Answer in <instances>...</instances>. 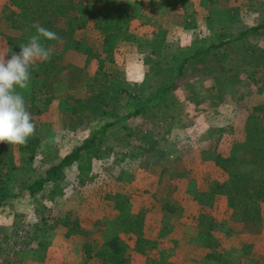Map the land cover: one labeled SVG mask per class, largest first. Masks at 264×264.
<instances>
[{
    "label": "rangeland",
    "instance_id": "1",
    "mask_svg": "<svg viewBox=\"0 0 264 264\" xmlns=\"http://www.w3.org/2000/svg\"><path fill=\"white\" fill-rule=\"evenodd\" d=\"M171 1L159 0L158 8L141 17L139 0H81L77 4L80 12L88 14L91 24L79 35L88 36L91 45L104 48L105 33L116 24L113 15L103 13L113 11L116 5L131 9L129 36L119 41L113 36L109 41L117 40V46L106 65L107 77L101 81L109 99V104L103 106V116L93 114L87 97L96 58L85 64V55L70 50L51 76L44 77L46 101L42 104L43 112L35 119V134L41 138L43 149L39 146L36 155L16 151V176L11 182L16 194L9 195L0 205V231L11 227L16 217L30 222L45 216L52 223L41 231L44 244L33 243L32 248L21 252L22 264H95L96 258H88L83 252L84 237L68 234L66 226L52 218L67 211L78 216L92 232L97 219H104L102 231H95L92 236L103 241L120 233L129 241L130 264H264V196L258 194L264 185L258 168V162L264 166L260 157L264 154V114L260 113L263 117L259 123L249 120L254 107L264 103V90L259 91L244 73L243 52L234 42L222 45L221 50L229 51V59H236L235 69L223 67L220 55L210 51L191 62L184 74L175 76V93L183 101L179 122L165 129L162 122L143 119L136 128L139 135L126 139L135 145L136 138L151 142L152 150L141 152L136 145L127 154L126 140L119 141L110 133L108 142L114 149L94 159L92 179L81 183L77 167L72 165L60 180L63 192L54 199L48 197L50 185L36 195L22 187L23 177H38L49 163L61 159L101 122L133 109L148 90V84L155 80L148 69L152 59L167 57L181 45L200 48L201 42L235 38L240 30L252 25H259V29H251L245 36L244 49L250 45L264 48V0H176L183 11L172 5L173 11L167 12ZM0 7L1 17L20 8L13 0H0ZM1 34L15 38L34 33L12 29ZM207 65L209 76L205 75ZM219 68L222 73H218ZM42 70L43 63L38 62L31 71L32 80ZM170 72L173 70L166 71ZM121 85L127 91H116ZM25 90L28 98L31 88ZM215 139L217 151L229 158L228 167L244 171V177L234 179L216 163L217 152L212 147ZM236 140L246 143L239 152L233 148ZM10 148L11 144L0 143V161ZM216 181H228L232 192L215 194L210 200L216 218L212 230L221 238L217 246L224 253L222 260L206 256L210 250L204 243L206 228L198 225L197 217L200 212L196 196L204 194ZM246 183L254 188L253 198L251 190H245ZM236 195L240 198L237 202L232 199ZM166 197L176 204L177 213L164 206ZM140 209L147 211V235L158 239L149 256L135 248V236L125 231L120 222L124 213ZM245 243H251L248 253L244 251Z\"/></svg>",
    "mask_w": 264,
    "mask_h": 264
},
{
    "label": "trees",
    "instance_id": "2",
    "mask_svg": "<svg viewBox=\"0 0 264 264\" xmlns=\"http://www.w3.org/2000/svg\"><path fill=\"white\" fill-rule=\"evenodd\" d=\"M20 8L6 12L3 15V21L7 28L27 29L35 33V29L31 26L38 23L42 27L55 32L59 39L45 41L46 46L52 48L53 54L49 61L42 62L43 70L37 71L34 76L32 84V93L28 99H25L28 110L33 116L34 122L37 115L43 112L42 104L46 101V96L43 93L47 81L44 77H49L51 74L63 63L68 51L73 50L77 53L85 55V64H89L93 59H97V67L93 75L89 79V94L88 102L92 103L93 114H102L103 106L109 104L108 91L101 86V81L106 79L108 71L106 65L108 60H111L112 54L117 46L116 42L122 37L129 36V21L132 18V13L128 7L116 5L113 11H106L103 15H113L116 27L105 33L106 40L103 49L88 43V36H80L79 32L87 28H91L90 18L87 13H82L78 10L77 4L81 0H13ZM8 8V7H7ZM101 21L99 22V25ZM103 27H106L104 25ZM251 29H259V25H252L251 27L240 30L235 38H225L213 40L209 43H202L200 48L191 47L189 45H181L177 50L170 53L167 57H157L152 59L148 65L149 71L154 75L155 80L148 84L146 90L140 97V101L136 103L133 109L126 113L114 117L113 119L101 122L97 127L93 128L90 133L75 144L73 148L67 151L61 159L49 163L43 170L40 171L38 177L30 179V175L23 177L22 187H26L32 195L46 190L47 185L51 187L47 189L48 197L54 199L58 193L63 192V186L60 182L66 176L68 167L76 165L77 177L81 183H85L93 176L94 159L101 157L104 153L111 152L114 145L108 142L109 134L115 135L119 141H125L127 138L139 135V130L136 128L143 119L149 122H162L165 129L170 128L173 123L179 122L181 113L183 112V101L175 93L176 77L186 72L187 67L191 62L197 61L203 55L212 51L218 53L223 59L222 66L227 68L237 67V61L233 58H228L226 49L221 50L222 45L234 42L235 45L243 52L244 73H247L249 79L253 84L257 85L259 91L264 90V48L260 46L250 45V48L244 49L245 36ZM116 37L115 43L109 42L112 37ZM28 36L18 35L12 43L10 54L19 52L20 45L28 42ZM238 66L242 65L239 64ZM206 76L208 73V65ZM168 70L173 72L166 73ZM209 75H208V74ZM218 73H222L218 69ZM171 76L173 78L171 79ZM217 76V75H216ZM219 78V77H217ZM243 82V81H242ZM216 87V85H214ZM118 92L127 91V87L119 86ZM82 101L84 99H81ZM81 101V102H82ZM76 108V107H75ZM78 111L77 109H75ZM264 114V103L257 104L249 114V120L260 122ZM103 116V114H102ZM139 118L132 121V118ZM220 130H225V127H220ZM213 149L217 152L215 161L222 166L230 176L234 179L244 177V171L239 169H230L228 167V157H223L217 151L218 139H215ZM126 153L131 148L139 147V151L152 150L154 144L151 142L142 141L136 138L138 145L131 143L128 140ZM41 138L34 134L26 145H11L7 151L6 156L0 161V205L4 203L9 195L16 194L11 189V182L16 176L13 171L14 159L17 156V150L30 151L33 155L39 152ZM246 146V143L241 140H236L233 146L234 150L239 152ZM132 148V149H133ZM128 154V153H127ZM260 157H263L264 154ZM46 157H43L45 161ZM258 161V160H257ZM262 161V160H261ZM263 162V161H262ZM264 164V162H263ZM9 166V167H8ZM259 171L264 176V166L259 164ZM182 174H185L182 172ZM264 179V177H263ZM246 180V179H245ZM264 184V181H262ZM231 185L228 181H216L213 186L204 194L201 192L196 196L199 201V215L198 225L205 229L204 243L210 246V250L206 256L210 259L222 260L224 253L218 249L217 244L221 242V238L217 236V232L212 229L216 226V218L214 217V204L211 198L215 194H228ZM251 190L249 194L252 197V188L248 183L245 184V190ZM249 192V191H248ZM234 194V193H233ZM258 194L264 196V185L259 189ZM208 195V196H207ZM234 196V195H233ZM253 198V197H252ZM237 202L240 198H232ZM164 206L171 212L177 213V206L172 202L170 197H166ZM250 206V204L248 205ZM208 207V208H206ZM52 209H50L51 211ZM147 211L140 209L136 213H124L121 218V225L125 231L131 232L135 237V248L148 256L153 254L152 249L157 245L158 239L151 238L147 235L146 217ZM52 218L59 220L60 223L66 226L68 234H80L84 237L82 249L88 258H96L95 264H130L127 250L129 248V241L121 236L120 233L113 234L109 238L101 241L97 237H93L92 233L95 231H102L101 227L105 224L104 219H97L92 229L85 227L78 216H72L70 211L65 214L52 215ZM51 226L49 219L41 216L36 221L26 222L23 218L14 219L11 227L5 231H0V264H22L23 257L21 252L32 248L33 243L44 244L45 239L41 231L47 230L46 225ZM216 236V238H215ZM244 251L251 250V243L244 244Z\"/></svg>",
    "mask_w": 264,
    "mask_h": 264
},
{
    "label": "clouds",
    "instance_id": "3",
    "mask_svg": "<svg viewBox=\"0 0 264 264\" xmlns=\"http://www.w3.org/2000/svg\"><path fill=\"white\" fill-rule=\"evenodd\" d=\"M31 27L35 33L29 36L26 44L20 45L19 52H13L9 58H6L7 52H0V143L26 145L36 131L22 90L29 86L31 71L38 62L51 59L53 50L45 41L59 37L38 23Z\"/></svg>",
    "mask_w": 264,
    "mask_h": 264
},
{
    "label": "crops",
    "instance_id": "4",
    "mask_svg": "<svg viewBox=\"0 0 264 264\" xmlns=\"http://www.w3.org/2000/svg\"><path fill=\"white\" fill-rule=\"evenodd\" d=\"M139 1H141V9H140V12H138V17H141V16H146V13H150V12H147V11H152L153 10V8H155L156 9V6L158 5V3H159V0H139ZM156 4V5H155ZM172 5L173 6H175L176 8L175 9H177V11H183L180 7H179V5H180V3L179 2H176V0H172L171 1V5L168 7V10H167V12H172L173 11V9H171V7H172ZM1 8V7H0ZM157 8H158V6H157ZM131 10V9H130ZM155 11H157V10H155ZM206 15H208V14H206ZM205 15V17H207ZM133 22H134V20H133ZM156 23V22H155ZM203 24H204V22H203ZM144 26L145 25H147V24H143ZM132 26V25H131ZM142 27V26H141ZM12 29H15V28H7L6 26H5V23H4V21H3V16L1 17L0 16V52H7L8 54H9V56L8 57H10V49H11V45H12V43H13V41L16 39V37L18 36H16L15 38L14 37H6L5 35V37L1 34V32L2 31H11ZM147 29V27L145 26V30ZM32 74H31V80H30V83H29V88H31V92H30V95H31V93H32V84H33V80H32ZM23 92V95H24V92L26 93L27 91L25 90V91H22ZM30 95H29V97H30ZM24 97H25V99H28V98H26V96L24 95ZM44 108V107H43Z\"/></svg>",
    "mask_w": 264,
    "mask_h": 264
}]
</instances>
